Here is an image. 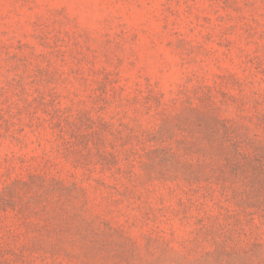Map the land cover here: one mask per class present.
<instances>
[{
    "label": "rangeland",
    "instance_id": "374dc122",
    "mask_svg": "<svg viewBox=\"0 0 264 264\" xmlns=\"http://www.w3.org/2000/svg\"><path fill=\"white\" fill-rule=\"evenodd\" d=\"M0 264H264V0H0Z\"/></svg>",
    "mask_w": 264,
    "mask_h": 264
}]
</instances>
